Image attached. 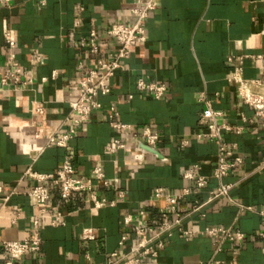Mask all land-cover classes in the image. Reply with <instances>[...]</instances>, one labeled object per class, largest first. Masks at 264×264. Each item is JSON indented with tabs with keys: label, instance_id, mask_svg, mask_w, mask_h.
I'll use <instances>...</instances> for the list:
<instances>
[{
	"label": "crops",
	"instance_id": "obj_1",
	"mask_svg": "<svg viewBox=\"0 0 264 264\" xmlns=\"http://www.w3.org/2000/svg\"><path fill=\"white\" fill-rule=\"evenodd\" d=\"M131 3L9 0L7 6L0 4V261L8 259L3 242L26 240L37 230L41 251L25 256L21 264H100L113 253L128 252V245H120L121 236H132V229L124 224L127 215L144 210L143 223H158L164 201L154 198L157 188L179 193L193 187L183 175L194 164L207 176L214 171L218 144L197 138L209 132L208 123L200 122L206 109L200 96L205 95L213 109L223 113L219 124L233 128L223 133L224 141L236 144L245 162L225 179L235 184L234 202L217 200L205 208V218L189 216L183 226L198 231L239 229L246 238L236 244L225 242L217 252L213 238H187L176 231L156 258H146L142 264H264V240L259 235L264 224L260 216L264 209V121L244 103L232 79L237 70L244 80L264 78V0H159L146 20V43L137 45L124 60V69L113 78L111 93L101 99L102 109L76 128L66 148L47 147L55 134L70 132L66 119L70 103L77 98V80L83 75L79 64L91 69L96 59L116 48L106 29L116 22L131 23ZM93 28L100 32L97 56L79 45ZM7 31L15 36L13 49L5 42ZM35 50L42 64L31 61ZM12 54L33 76L32 84L3 85L1 74L12 66ZM54 71L58 72L56 79L51 77ZM139 80L164 84L167 96L156 99L140 91ZM110 106L117 107L120 123L128 128L113 127L108 118ZM39 107L43 115L36 113ZM146 129L159 135L156 147L168 159L166 163L136 149L135 138ZM116 139L126 147L111 152ZM185 139L189 141L186 147L181 144ZM66 160L75 168V176L93 182L109 204L93 209L84 193L63 200L60 189L48 182L51 213H61L62 223L37 226L36 209L28 194L38 182L25 173L31 168L52 174ZM96 166L102 167L109 186L94 178ZM216 187L212 179L201 194L180 203L179 211L187 214L194 199L205 201ZM13 190L15 194L4 203ZM119 191L124 198H119ZM85 229L93 230V240H83Z\"/></svg>",
	"mask_w": 264,
	"mask_h": 264
},
{
	"label": "built area",
	"instance_id": "obj_2",
	"mask_svg": "<svg viewBox=\"0 0 264 264\" xmlns=\"http://www.w3.org/2000/svg\"><path fill=\"white\" fill-rule=\"evenodd\" d=\"M8 1L0 0V4L7 6ZM158 3L159 0H132L131 23L116 22L107 27L106 36L116 42V48L112 52H107L104 58L96 59L95 65L91 69L87 70L83 63L79 64V69L83 71V75L77 80V98L70 103V113L66 119L71 124L70 132L62 136L55 134L48 140L47 147L66 148L76 134V128L89 122L92 114L102 109L103 102L101 99L111 93L113 78L117 72L124 69V60L132 54L137 45L146 43V20L156 10ZM99 39V30L93 28L89 37L83 38L79 45L90 55L97 56L100 54ZM5 42L9 48L15 47V36L9 31L5 32ZM11 59L13 60L12 66L4 68L1 74L3 85L20 87L32 84L34 82L33 76L16 61V55L12 54ZM31 61L43 63L39 50L33 52ZM239 74L240 72L237 70L232 79L237 83L244 103L250 105L255 110L256 115L264 121V78L244 80L238 76ZM57 76V71L52 72V79H56ZM46 81L47 78H43V82ZM137 87L142 92L151 93L156 99L165 98L168 92V88L164 84L146 83L143 80L137 82ZM132 98V96L129 97V99ZM200 100L206 104L200 122L202 124L208 123L209 132L200 133L197 138L216 141L219 147L216 166L212 175L203 174L202 167L199 164H194L188 167L183 175L186 181L194 184L193 187H185L179 193H171L165 188H157L153 193L154 198L164 201V205L160 208L159 222L154 225L143 223L141 219L146 214L144 210L127 215L124 218V224L132 229V236H121L120 245H128L129 251L122 255L113 253L107 262L100 264H142L146 258H156L159 251L167 246L176 231L181 232L187 238L196 235L213 238L217 252L221 251L225 242L236 244L245 240V234L239 229L210 227L198 231L185 229L183 226L185 218L189 216L198 215L205 218V208L217 200L227 199L234 202L231 191L235 184L226 183L225 179L236 173L245 162L244 157L238 152V146L236 144L230 145L224 141L223 133H229L233 128L227 124H219V119L223 117V113L215 111L212 103L205 95H201ZM36 113L43 115L44 109L39 107L36 109ZM108 118L115 129L128 128V126L120 123V112L116 106H110ZM237 132H240V129ZM158 140V134L153 133L151 129H146L141 137L135 138L136 149L139 152L151 154L157 160L166 163L168 159L156 147ZM181 144L186 147L189 145V141L185 139ZM125 147L126 145L120 139H116L110 150L116 152L125 149ZM261 168H264V163ZM75 173V168L68 160L52 174H39L31 168L25 173V176L38 182L28 194L36 209L34 219L37 226L41 222L50 226H58L62 223L63 216L61 213H51V191L47 185L48 182L60 189L63 200H69L74 194L84 193L88 196V202L93 209L100 210L109 204L106 198L99 196L93 182L78 178ZM92 173L96 180L102 181L105 186L110 185L102 167L96 166ZM212 179L216 180L217 187L209 191L207 199L205 201L194 199L191 202V209L187 214H182L179 211L180 203L190 196L201 194ZM2 192L3 188L0 186V193ZM13 194H15L14 190L4 198V203H7ZM119 198H124L122 191H119ZM113 204L115 202H112ZM244 208L249 211L252 210L251 207ZM260 216L264 220V209L260 212ZM259 235L264 240V224ZM82 238L85 241L93 240V230H83ZM41 245L42 237L39 230L23 241H5L3 242V249L8 259L0 261V264H21L25 256L39 253Z\"/></svg>",
	"mask_w": 264,
	"mask_h": 264
}]
</instances>
